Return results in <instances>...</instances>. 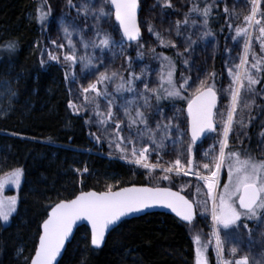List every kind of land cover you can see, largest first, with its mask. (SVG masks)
I'll return each mask as SVG.
<instances>
[{
  "label": "trees",
  "instance_id": "obj_1",
  "mask_svg": "<svg viewBox=\"0 0 264 264\" xmlns=\"http://www.w3.org/2000/svg\"><path fill=\"white\" fill-rule=\"evenodd\" d=\"M194 4L201 9L212 5L207 26L202 15L193 14L218 41L212 68L217 87L221 45L230 29L228 0H189L190 9ZM41 5L48 10L44 0H0V87L7 84L14 95L10 108L0 114V176L16 168L24 171L19 188L6 184L3 190L4 196H16L18 204L7 223L0 221V264L29 263L40 226L60 200L72 199L81 191H105L110 184L113 190L152 186L140 169L104 156L102 147L89 138L86 118L71 111L65 68L41 60L49 21V15L43 24L38 20ZM29 14L33 18L29 19ZM8 43L15 44L14 51L7 49ZM164 56L172 59L176 73L179 58L166 49L161 51L160 57ZM263 84L261 73L258 90ZM258 90L246 145L237 148L235 143L229 144V149L242 157L255 155L253 149L264 127V99ZM182 95L185 97L184 92ZM188 98L180 99V104L185 106ZM224 178L225 174L222 183ZM166 187L177 190L173 185ZM181 193L192 201L187 192ZM209 231V224H202L198 217L186 225L173 216L152 213L122 221L108 234L102 248L93 249L87 228L81 226L58 264H195L193 238L199 234L206 241ZM208 261L215 264L211 251Z\"/></svg>",
  "mask_w": 264,
  "mask_h": 264
},
{
  "label": "rangeland",
  "instance_id": "obj_2",
  "mask_svg": "<svg viewBox=\"0 0 264 264\" xmlns=\"http://www.w3.org/2000/svg\"><path fill=\"white\" fill-rule=\"evenodd\" d=\"M44 2L47 8L50 6L51 10L41 51V60L44 64L55 63L65 68L67 74L65 76V85L69 92L70 102L76 105L78 112L72 108L70 109L74 114L86 118L88 135L93 144L102 147L104 156L117 159L140 169L149 178L152 186L166 187L169 184L180 192H187L195 205L196 217L200 219L202 224H209L210 231L207 233L206 241H213L208 251H211L215 264H217V257L213 246L214 238L211 235L214 227L217 228L221 240L224 242V259L231 260L234 264L235 260L247 256L248 264H264V219L254 218L248 220L247 218H242L238 222L239 227L231 226L227 229L223 228L222 225L214 226L210 213V201L208 202V211L205 210L204 206V202L207 199V190L203 187V181L198 180L196 176L191 174L188 176H177L175 173L168 174L171 177L170 180L161 179L166 174L161 169L171 166L178 157L182 163H186L190 158L188 148L191 145L187 131L186 105H181L180 99L167 98L166 94L160 90L162 98L157 101L155 96L149 93V106H145L144 98L141 95L144 92L145 83L148 84L149 88L160 89V77L168 70L166 61L160 57L161 51L170 50L179 58L175 73V80L178 84L182 83L183 78L186 77L191 78L190 84L206 78H208L209 83L214 82L211 74L213 73L212 68L217 53L218 41L210 36H203L206 31L202 21L193 13L189 15V0H170L171 7H165L164 0H139L138 23L141 28V37L139 41L133 43H126L121 38L114 15H109L97 21L91 13L85 16L83 11L80 10L82 4H88L94 9L104 5L106 10H108L105 0H72V5L75 6H69V0H44ZM228 8L230 29L221 45V75L219 85L215 87L218 95L217 110L225 113L230 103L229 86L231 77L228 74V68L234 67L240 62L244 49V37H236L235 29L237 27H247L244 17L251 14L252 3L251 0H228ZM260 13H264V0H261L257 14V19H262V23H264V17H261ZM186 15H188L189 22L184 25L182 22ZM28 18H33L32 14H29ZM176 21H181L179 35L176 33ZM149 23L156 32L161 34L165 41H172L175 47L161 46L156 36L148 31ZM97 25L103 31L111 34L115 43L110 49L101 50L99 47L93 48L91 46L85 49L83 47L81 43L82 37L85 41L96 39ZM65 27L73 33L72 41L76 48L77 57L87 56L91 58L90 67H88L89 64L86 61L82 63L79 59L75 65L63 60V55L69 51L68 42L63 32ZM258 27L254 26L250 30L253 33L252 51L258 57L264 59V52L261 51L259 41L256 40V36L259 35ZM191 41L195 43H191V47L188 51H185ZM60 44H63L64 48H58ZM121 44L123 47L120 46ZM153 49L155 51H152ZM49 53L59 56V61L50 59ZM138 53H142V56L138 55ZM177 53L181 55H177ZM129 59L131 61L130 64ZM249 62H252L251 55H249ZM113 72L118 74L116 78L98 84V89L101 92L106 89V96L101 95L94 100V93L85 94L82 92V88H86L90 83H95L101 73L111 75ZM132 73L140 77L134 82L135 91L117 90L120 77L127 81L132 79ZM257 78L260 79L261 74ZM258 84L253 86L254 92H242L246 102L251 107H242L238 110L240 114L235 117L232 130L229 133V144L233 142L237 148L242 147L248 138L252 106L255 92L259 87ZM194 87L195 84L184 92L185 97L191 96ZM258 93L259 97L264 99V84L259 88ZM85 95L88 96L87 102L85 101ZM13 98L14 95L9 86L2 84L0 87V114H4L10 108V102ZM109 101H111V108L114 113L113 120L106 125H101L95 114L97 105H99L101 113H106ZM157 102H162L164 105L160 106ZM123 105L129 107V112L133 117L137 109L144 112L147 117L148 128L154 132L158 122L166 124L171 120L173 124L179 125L180 132L184 133V135L180 136L175 129H172L171 137L164 139L163 144L157 147L161 137L164 135L163 131L156 133L157 144H153L149 139V133L145 130L144 124L129 125V116L125 115ZM241 116L243 123H240ZM116 121L120 122L121 135L125 138H131L137 149L143 147L149 149L147 153L148 163L157 164L154 170L145 169L129 163L126 159H122V154L115 148L114 143L110 147L109 142L116 139L114 135ZM261 133H264V127ZM261 133L253 149L255 155L245 156H250L256 160L264 159V135H261ZM97 137L100 139L97 140ZM221 139H223L221 122L219 117H217V131L207 136L199 146L192 145L194 163L197 165L210 163L213 156L219 153V141ZM128 148L130 158L131 145H128ZM206 152L209 153L207 157L204 155ZM194 170H198L204 175L208 174L202 167ZM223 174L226 175V178H224L222 183ZM227 182V167H224L219 177L220 187L217 190L218 193L223 191V185ZM197 188L200 189L199 192H197ZM244 221L252 223L245 228L243 226L246 224ZM233 248L236 249L234 256L231 255V249Z\"/></svg>",
  "mask_w": 264,
  "mask_h": 264
},
{
  "label": "snow or ice",
  "instance_id": "obj_3",
  "mask_svg": "<svg viewBox=\"0 0 264 264\" xmlns=\"http://www.w3.org/2000/svg\"><path fill=\"white\" fill-rule=\"evenodd\" d=\"M252 8L251 14L244 17L247 27H237L235 29L236 37H244L243 55L240 57V62L234 67L228 68V74L231 77V84L229 86L230 103L227 106V111L218 112L217 110V91L215 90L214 82L209 83L208 78L193 82L195 87L191 96L188 98L187 115L188 128L187 131L191 135V145L188 148L190 158L186 163H182L178 157L171 164V166L162 168L166 173L161 177L163 180H170L171 173L180 176L194 175L200 181H203V187L206 188L207 199L204 202L205 210L208 211V202L210 201V213L214 226L222 225L227 229L231 226L239 227L242 218L264 219V159H253L252 157H242L241 153L229 149V133L232 130L234 119L240 113L238 110L243 108H250L244 93L254 92V85L260 83L257 77L264 73V59L258 57L252 51L253 33L250 31L254 26L258 27L259 35L256 40L259 41L260 49L264 52V23L262 19H257L259 5L261 0H251ZM108 10L104 5L99 8H92L88 4H82L80 10L85 16L91 13L94 18L99 21L103 18L114 15L115 20L122 30L123 38L127 41H139L141 37V28L138 23L137 13L139 8V0H105ZM69 6L72 5V0H69ZM165 7H171L170 0H164ZM45 5L38 8V20L43 24L50 13V6L45 11ZM212 5H206L201 9L194 4L190 9V13H199L204 18V25L208 24V17L210 16ZM224 11L227 13L228 8L225 6ZM264 17V13H260ZM189 22L188 15L185 16L184 25ZM181 21H176V33L180 34ZM148 31L153 33L160 45L163 47H175L172 41H165L159 32H156L154 27L149 23ZM64 36L68 42L69 51L63 55L65 62H70L75 65L79 59L80 62H87L91 64V58L87 56L77 57L76 48L72 41L73 33L68 28L63 29ZM210 31L203 33V36H209ZM96 39L92 41H85L81 38V43L85 49L89 46L101 50L110 49L115 43L110 33L103 31L97 25ZM190 39V38H189ZM55 43V41H53ZM191 41L185 51L191 47ZM123 47V45H120ZM14 43H8L7 49L9 51L15 50ZM58 48H64L63 44L58 45ZM152 51H155L154 49ZM142 56V53H138ZM177 55H181L177 53ZM249 55H251L252 62H249ZM49 58L59 61L60 57L49 53ZM163 60L167 61L168 70L160 77V89L149 88L148 84H144V92L141 95L144 98L145 106H149V93L155 96L159 101L162 97L160 90H162L167 98L184 99L182 95L189 88L193 87L190 84V77L183 78L182 83H177L175 80V64L171 58L164 56ZM131 63L129 59V64ZM187 63V61H185ZM86 64V66H87ZM67 75V74H66ZM74 75V74H73ZM117 73L113 72L111 75L101 73L95 83H90L86 88H82L85 94L94 93L93 99L101 95H107L106 89L101 92L98 89V84L105 81L112 80L117 77ZM132 79L127 81L120 77V83L117 85V90L135 91L134 82L140 79L135 73H132ZM215 73L211 74L214 80ZM167 85V87H165ZM85 101H88V96L85 95ZM69 107L78 112L76 105L69 102ZM96 116L101 125H106L113 120L114 113L111 108V101H109L108 110L106 113L99 111L97 105ZM125 115L129 116V125L144 124L145 130L149 133V139L153 144H157L156 133L163 131L164 135L160 139L157 147L163 144V140L171 137L172 129L183 136L180 132L178 124H173L171 120L168 123H157L156 131L148 128V121L145 113L136 110L135 116L125 109ZM217 117H219L222 128L223 139L219 141V153L213 156L210 163H203L197 165L194 163L192 157V145L206 133L217 131ZM240 123H243L241 116ZM115 141H110V147L115 144V148L121 152L122 159L128 160L129 163L138 165L145 169L154 170L157 164L148 163L147 153L149 149L143 147L137 149L135 143L131 138H125L121 135V125L119 121L115 122ZM95 135V134H93ZM264 135V133H261ZM142 138V135H141ZM100 138L97 137V140ZM175 143V141H174ZM131 145L130 158L129 148ZM205 157L209 153L204 154ZM207 171V175L201 174L200 171L194 170L201 168ZM227 167L228 182L223 185V191L218 193L219 177L222 168ZM79 171V170H78ZM87 172V168L84 169ZM24 171L21 168H16L0 176V221L7 223L13 213L17 210L18 198L16 196H4L3 190L6 184H13L19 188L23 178ZM113 185H108L105 191H81L73 199L60 200L51 206L47 213V218L43 220L42 231L39 233L38 245L35 247L34 256L31 258V264H57V257L60 256L62 249L65 247V242L72 233L73 226L80 220H86L91 226V244L95 247L101 246L105 239V233L110 226L116 225L122 218L128 217L132 214L144 212L146 209L153 207H163L170 209L182 221L191 223L195 217V207L193 203L181 195L180 192L172 191L167 187H123L119 190H113ZM200 189L197 188V192ZM245 228L247 224L243 225ZM212 237L214 238V250L216 252L217 264H233V261L224 259V242L221 240L219 231L216 227L213 228ZM195 245V264H209L208 248L213 244L212 240L204 241L199 234L193 238ZM236 249H231V255H235ZM234 264H248V257L244 256L241 259L235 260Z\"/></svg>",
  "mask_w": 264,
  "mask_h": 264
},
{
  "label": "water",
  "instance_id": "obj_4",
  "mask_svg": "<svg viewBox=\"0 0 264 264\" xmlns=\"http://www.w3.org/2000/svg\"><path fill=\"white\" fill-rule=\"evenodd\" d=\"M138 16H139V11H138V13H137V19H138ZM114 19H115V17H114ZM115 21H116V20H115ZM116 23H117V27H118V30H119V33H120L121 38H122L126 43H133V42H135V41H131V42H129V41H127L126 39H124V38H123V35H122V30H120V28H119V24H118L117 21H116ZM217 96H218V95H217ZM217 105H218V100H217ZM187 106H188V103H187L186 106H185V113H186L187 122H188ZM187 126H188V123H187ZM212 133H213V132H206V133H205V134H204V135H203V136H202V137L196 142V144H195L194 146H199V145H200V144H201V143L207 138V136L211 135ZM188 136H189V138H190V140H191L190 132H188ZM132 186H135V187H156V186H150V185H131V186H126V187H132ZM157 187H161V186H157ZM122 188H123V187H122ZM167 188H169V187H167ZM171 189H172V191L180 192V191L175 190V189H173V188H171ZM116 190H119V189H116ZM114 191H115V190H114ZM180 194L183 195V196H185V195H184L183 193H181V192H180ZM77 195H79V193H78ZM185 197H186V196H185ZM73 198H75V197H73ZM73 198H72V199H73ZM186 198H187V197H186ZM190 201H191V200H190ZM191 202H192V201H191ZM192 203H193V202H192ZM193 205H194V203H193ZM194 207H195V205H194ZM49 211H50V209H49ZM49 211H48V212H49ZM48 212H47V213H48ZM152 213H162V214H167V215L173 216L174 218L178 219L180 222H182V223H184V224H186V225L191 224V223L195 220V218H196V208H195V217H194V220H193L191 223H189V222H185V221H182L179 217H177V216L175 215V213L171 212L170 209H166V208H163V207H153V208H149V209H146L144 212L137 213V214H132V215H130V216H128V217L122 218L121 221H119L116 225L110 226L109 229H108V230L106 231V233H105V239H104L103 243H102L101 246H99V247H95V246H93V245L91 244V226H90V224H88V222H87L86 220H80V221H77V223L73 226L72 233L70 234L68 240H66L64 249H62L60 256L57 257V264H58V263L60 262V260L62 259V257H63V255H64V253H65V250H66L68 244L71 242V240H72V238H73V236H74L75 231H76L79 227L84 226V227L87 228V230H88V232H89L90 246H91L93 249H100V248L103 247V245H104V243H105V241H106V239H107L108 234H109L114 228H116V227H117L122 221H124V220H130V219H133V218H138V217H141V216H144V215H147V214H152ZM46 218H47V215H46L45 219H46ZM42 223H43V222H42ZM41 226H42V224H41ZM41 226H40V232L42 231V227H41ZM38 240H39V238H38ZM37 245H38V241H37ZM37 245H36V246H37ZM34 253H35V251H34ZM34 253H33V255L31 256V258L34 256ZM31 258H30L28 264H31Z\"/></svg>",
  "mask_w": 264,
  "mask_h": 264
},
{
  "label": "built area",
  "instance_id": "obj_5",
  "mask_svg": "<svg viewBox=\"0 0 264 264\" xmlns=\"http://www.w3.org/2000/svg\"><path fill=\"white\" fill-rule=\"evenodd\" d=\"M91 66V64H89V66L88 67H90ZM123 108L124 109H127L128 111H129V107L128 106H126V105H123Z\"/></svg>",
  "mask_w": 264,
  "mask_h": 264
}]
</instances>
